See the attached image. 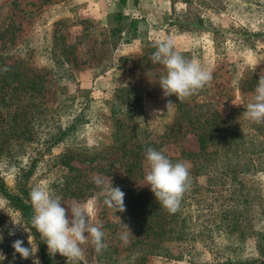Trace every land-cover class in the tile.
<instances>
[{
	"label": "rangeland",
	"instance_id": "1",
	"mask_svg": "<svg viewBox=\"0 0 264 264\" xmlns=\"http://www.w3.org/2000/svg\"><path fill=\"white\" fill-rule=\"evenodd\" d=\"M169 36L182 55L213 69L211 84L187 101L185 112L175 95L163 96L158 80L166 70L151 60L154 41ZM260 75L264 0H0V177L13 192L17 176L31 167L30 191L43 184L66 208L91 205V222L102 225L108 247L98 254L84 245L87 264H189L187 257L141 259L139 244H131L137 233L127 212L140 217L152 210L139 196L149 187L140 186L149 170L143 152L154 146L137 144L175 132L173 142L159 148L175 156L199 149L194 132H227L232 155L220 161L244 168L236 177L243 186L230 195L214 175L199 177L185 193L184 210L201 214L196 222L191 217V230L208 215L213 223L202 224L225 227L219 224L223 210L240 214V226L232 229L245 231L244 252H251L257 232L264 233V125L243 112ZM29 76L38 88L33 96L26 90ZM196 114L209 123L192 129L187 118ZM132 150L141 154L139 165L126 172ZM96 175L111 177L125 193L124 212L103 203ZM12 219L22 222L0 196V264H33L12 247L17 239L31 247L28 230ZM125 225L133 235L127 244L119 239ZM54 257L68 264L59 253Z\"/></svg>",
	"mask_w": 264,
	"mask_h": 264
},
{
	"label": "trees",
	"instance_id": "2",
	"mask_svg": "<svg viewBox=\"0 0 264 264\" xmlns=\"http://www.w3.org/2000/svg\"><path fill=\"white\" fill-rule=\"evenodd\" d=\"M25 80L30 83L26 90L30 91V96L35 95L33 92L38 90L35 86V76H29ZM1 81H4V78H0ZM34 104L36 108V103L34 102ZM177 105L179 112H183L188 102L181 103L178 101ZM193 106L202 108L203 106H207V104L196 103ZM180 117L182 118V116ZM209 121V119H203L202 121L199 114H196L193 119L189 115L187 118V123L193 125L192 129L203 127ZM210 125L213 127V124L210 123ZM194 133L199 144V149L196 152L180 149L177 151L178 155H167L166 152L165 155L173 162H191V167H189L191 183H197L199 177L209 180L214 175V179L217 178L219 183L222 182L230 195L236 190L239 191L243 185H241V182L236 177L240 172L244 171V168L232 162H226L222 165V161H220L224 157L232 155L233 143L229 134L227 132ZM175 134V132H165L163 140L159 142L145 140V142L138 143L137 146L146 148V146L152 145L155 149L160 150L159 148H161L163 143L170 144L173 142L176 137ZM140 155L139 151H131V155L125 159L124 163V170L126 172H131L134 167L139 165ZM69 160L70 157L67 160H63V163L69 165ZM69 168L73 169L72 166H69ZM31 171L32 168L29 167L17 176L13 192L6 185L4 179L0 177V196L13 209L19 212L25 228L28 230L30 236H32L34 243L38 246L36 258L39 260V264H57L55 257L49 255L46 244L40 240V234L30 224L33 215L29 196V177L30 173H32ZM126 192H129V190H126ZM139 198V202L142 205L145 203L152 210H143L147 211V213L140 217L129 211L127 212L126 219L132 220L133 225H135L134 230L137 236L135 237V242H131V244H139L138 246L142 252L141 259H144L146 255H160L173 259L187 257L189 264H264V233L257 232V238L253 241V247L250 249L251 252L245 253L246 244L243 240L245 238V231L232 229V225H235V229L240 226L239 219L242 217L240 214L233 216L235 215L234 212L231 214L229 210H223L219 224L225 225L226 222L225 227L212 228L202 224L204 221L207 224L213 223V219H210V215H208L198 222L201 228L191 230L189 226L191 217L194 215L196 222V219L198 220L201 214H196L197 211L192 216L189 212L188 215L185 214V195L180 209L175 214H169L159 205V202L150 190V186L147 190L141 192ZM125 205H127L126 202ZM251 232L255 231L251 230ZM175 242L178 243L174 244Z\"/></svg>",
	"mask_w": 264,
	"mask_h": 264
},
{
	"label": "clouds",
	"instance_id": "3",
	"mask_svg": "<svg viewBox=\"0 0 264 264\" xmlns=\"http://www.w3.org/2000/svg\"><path fill=\"white\" fill-rule=\"evenodd\" d=\"M155 52L151 56L153 63L164 66L166 74L159 80L163 96L175 95L179 102L188 101L193 95L209 86L213 80V69L204 66L198 59H188L177 50L176 40L169 36L154 41ZM256 66L253 67L252 71ZM2 71L7 72L5 66ZM171 101L167 106L172 105ZM244 117L257 125H264V76L260 75L252 99L243 112ZM149 170L140 186H150L159 205L169 214H175L181 207L182 200L191 187L189 165L183 161L173 162L163 150L153 147L145 149ZM93 183L100 189L103 203L115 212H124L125 193L119 186H113L111 177L96 175ZM33 215L31 227L40 234V240L47 245L50 256L57 253L67 258L68 264H87L84 245L91 244L96 253H101L108 245L105 243V232L102 225L93 224L91 205L77 204L62 206V200L55 197L48 186L35 185L30 193ZM70 210L71 216L67 214ZM13 225L25 229L22 222L13 220ZM126 226V225H125ZM119 234V239L127 244L133 236L130 229ZM26 230V229H25ZM14 234L10 230V235ZM3 237L0 236V239ZM28 242L31 247H24L22 240H15L12 247L23 259H35L38 246L30 234ZM3 257V255H0ZM4 258V257H3Z\"/></svg>",
	"mask_w": 264,
	"mask_h": 264
}]
</instances>
